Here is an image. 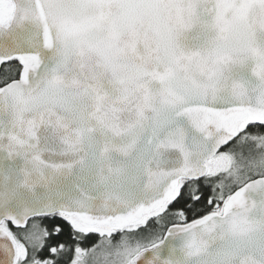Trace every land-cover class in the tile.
Wrapping results in <instances>:
<instances>
[{
  "label": "snow or ice",
  "instance_id": "snow-or-ice-1",
  "mask_svg": "<svg viewBox=\"0 0 264 264\" xmlns=\"http://www.w3.org/2000/svg\"><path fill=\"white\" fill-rule=\"evenodd\" d=\"M0 264H264V0H0Z\"/></svg>",
  "mask_w": 264,
  "mask_h": 264
}]
</instances>
